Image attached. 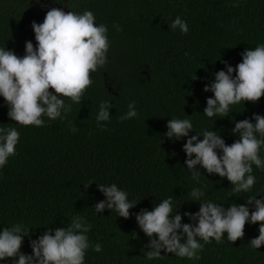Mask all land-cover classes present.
<instances>
[{"label":"trees","instance_id":"1","mask_svg":"<svg viewBox=\"0 0 264 264\" xmlns=\"http://www.w3.org/2000/svg\"><path fill=\"white\" fill-rule=\"evenodd\" d=\"M51 2L77 13L91 10L97 25L108 26V63L90 72L93 83L82 102L72 104L66 119L42 117L43 127L12 122L0 97V127H17L20 132L16 154L0 169V230L15 224L30 229L21 251L32 254L30 239L46 228L67 227L79 215L92 225L87 233L90 244L102 245L99 253L91 247L87 250L85 264H264V245L256 251L249 245L259 235V222L246 223L244 236L233 244L226 233L223 243L212 239L198 260L162 252V258L148 261L144 246L149 241L135 220L141 209L152 210L168 197L173 198L174 212H180L183 224L190 223L183 213L198 211L200 202L228 207L264 193V170L255 165L256 183L249 192L234 193L226 178L209 175L199 166L197 183L184 163L187 138L173 141L164 135L168 120L189 119L193 131H216L231 145L238 139L232 133L235 122L251 120L254 113L264 115V96L255 103L231 105L227 117L203 114L206 100L213 96L203 89L215 73L226 71L225 62L235 67L242 62V52L264 43V0ZM35 4L37 0H0V48L23 57L27 41L36 45L33 29L24 25ZM177 16L187 21V34L169 29ZM102 101L111 102V116L97 127ZM133 101L138 116L121 121ZM260 155L264 158V148ZM112 183L138 203L127 219L108 209L94 214V204L105 198L97 184ZM193 188L205 193L198 202L191 201Z\"/></svg>","mask_w":264,"mask_h":264},{"label":"clouds","instance_id":"2","mask_svg":"<svg viewBox=\"0 0 264 264\" xmlns=\"http://www.w3.org/2000/svg\"><path fill=\"white\" fill-rule=\"evenodd\" d=\"M95 21L91 10L66 13L53 7L46 12L42 23L33 21L31 27L36 45L27 41L23 57L0 48V97L5 101L7 116L12 122L23 127H43L45 120L42 117L50 121L66 119L72 104L82 102L85 90L93 83L90 72H96L108 63V26L97 25ZM113 27L121 30L118 25ZM169 29H179L182 34L189 31L187 21L180 16L171 22ZM240 55L242 62L235 67L225 62L226 71L216 72L214 80L205 85L203 91L213 93L206 100L205 116L227 117L231 105L242 101L244 104L255 103L264 96V43L246 49ZM64 98H69L70 102L66 103ZM111 108L110 101L100 103L97 127L104 126L102 121L110 120ZM137 116L133 101L120 120ZM166 128L164 135L169 140L187 138L183 144L187 157L184 163L197 183L201 175L197 170L199 166L209 175L226 178L234 193L249 192L256 183L253 165L264 170V158L260 155L264 148V115L254 113L251 120L235 122L232 133L238 139L231 145H227L216 131L204 130L202 134L193 131L189 119H170ZM72 130L75 131V127ZM191 132L196 134L190 135ZM19 140L17 127H0V169L16 154ZM97 185L105 198L94 204V214L108 209L117 217L129 218L130 210L138 203L131 202L128 193L115 183ZM262 194L249 197L246 204L234 203L228 207L212 201L200 202L198 211L183 213L190 221L183 224L180 212H174L172 197L163 199L152 210L141 209L135 214V220L149 241L144 246L146 260L160 259L162 252L198 260L204 245L210 244L212 239L223 243L226 233L227 241L233 244L244 236L246 223L255 225L259 222V235L249 242L252 250H258L264 245V197L257 198ZM189 195L191 201L198 202L205 193L201 188H193ZM249 206L253 209L251 213ZM91 229L92 225L84 217L73 216L67 227L46 228L42 235L30 239L32 254H25L21 248L30 229L22 224L4 227L0 230V262L11 258L12 264H85L90 247L97 253L102 251L101 244H90L87 233Z\"/></svg>","mask_w":264,"mask_h":264},{"label":"rangeland","instance_id":"3","mask_svg":"<svg viewBox=\"0 0 264 264\" xmlns=\"http://www.w3.org/2000/svg\"><path fill=\"white\" fill-rule=\"evenodd\" d=\"M53 7L57 9H63L66 13L69 12V10L65 7L54 5L51 0H41L39 3L35 4V11L31 13L29 18L24 21V25L32 28L31 25L33 21L36 23H42L46 12Z\"/></svg>","mask_w":264,"mask_h":264}]
</instances>
